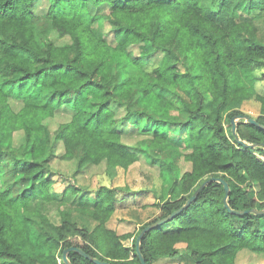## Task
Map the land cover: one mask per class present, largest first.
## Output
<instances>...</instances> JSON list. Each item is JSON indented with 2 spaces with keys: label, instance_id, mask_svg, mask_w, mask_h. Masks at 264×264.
Wrapping results in <instances>:
<instances>
[{
  "label": "trees",
  "instance_id": "1",
  "mask_svg": "<svg viewBox=\"0 0 264 264\" xmlns=\"http://www.w3.org/2000/svg\"><path fill=\"white\" fill-rule=\"evenodd\" d=\"M104 3L105 15L90 10ZM262 67L264 0H0V264H65L68 246L141 264L140 230L210 176L228 183L231 209L247 211L229 210L223 184L210 181L143 234L146 263L187 254L193 264H249L237 263L241 251L264 254V212L253 211L264 209ZM27 84L33 90L21 93ZM236 114L262 125L236 122L238 137L255 146L232 133ZM61 115L50 128L48 118ZM127 128L141 134L132 145ZM181 146L190 162L182 173L159 155ZM55 157L71 161V173L54 167ZM140 158L159 169L151 191L162 212L126 244L131 234L108 226L119 190L102 182L91 191L76 175L103 163L111 177ZM63 180L62 197L69 191L80 203L91 191L82 226L71 209L43 211L62 198L50 187ZM67 258L95 264L76 251Z\"/></svg>",
  "mask_w": 264,
  "mask_h": 264
},
{
  "label": "rangeland",
  "instance_id": "2",
  "mask_svg": "<svg viewBox=\"0 0 264 264\" xmlns=\"http://www.w3.org/2000/svg\"><path fill=\"white\" fill-rule=\"evenodd\" d=\"M109 9V5L106 3L98 7L90 6V10L97 15H105L108 13ZM101 28L104 35L113 40L112 33L107 26L103 24ZM155 57L156 59H159L160 56L158 55ZM118 62L122 64L123 61L120 59ZM261 70H264V67H262ZM259 85H264V80H262ZM30 90H33L30 84H27L20 89L21 93H26ZM16 101L17 106L21 104L20 99H17ZM252 106L253 105L250 104L244 109L253 114L255 113V109ZM64 119V116L61 115L48 118L47 121L50 128H54L59 121H64ZM226 127L227 130H229L227 125ZM139 136H141L139 132H136L135 130L131 131L129 128H127L126 133H123V139L130 145H132ZM188 149L189 148L187 147L181 146L178 150L173 149L172 151H161L159 152V155L165 159L174 157L179 171L182 173L190 167V162L183 159L182 156V153L188 151ZM60 150L61 145H59V151ZM52 165L65 173H71L73 169V163L71 161L60 160L57 157L53 158ZM158 173L159 169L157 166L149 165L143 160V158H140L126 169L121 167L117 168L116 172L112 175L113 177H110L109 174L105 173L103 163L99 165H90L86 170L76 175V180L80 184L88 185L91 191L98 187V184L102 182L107 185L116 186V190H119V192L115 194L117 204L114 212L108 220V226L116 230L118 234L130 233L131 236L123 240L124 243L130 244L133 236L139 231V227L158 217L162 212L160 201L156 198L153 191H151L153 181L155 180L156 182V180H158ZM67 182L68 180L55 182L51 185L50 190L58 194L59 197H62L64 189L67 188ZM21 186L20 183L19 187ZM90 190L82 193L83 198H80V203H78V200H74L68 191L67 195L63 196L61 199L46 202L43 211L48 213L51 209L53 210L57 206L71 209L74 212V219L77 221V224L82 226L84 224V219L88 217H82V214L79 212L88 210V199H83L91 194ZM79 194L80 193L76 194V196ZM86 225L92 226L93 222L88 220ZM59 260H61V258H59ZM236 261L237 263L264 264V254H255L248 250H243L239 253ZM152 264H193V260L187 254H180L153 261Z\"/></svg>",
  "mask_w": 264,
  "mask_h": 264
},
{
  "label": "water",
  "instance_id": "3",
  "mask_svg": "<svg viewBox=\"0 0 264 264\" xmlns=\"http://www.w3.org/2000/svg\"><path fill=\"white\" fill-rule=\"evenodd\" d=\"M244 119L245 121L249 122V123H252V124H255V125H258V126H262L260 123H258L256 121V119H254L253 117L249 116V115H244V114H236L234 116L231 117L230 119V122H231V130H232V133L235 135L236 139L238 142L240 143H243L247 146H255V143H246L244 140L240 139L236 133V121L239 120V119ZM219 181L223 184V187H224V190H225V194H224V205L231 211L233 212H245L247 210H234V209H231L229 207V204L227 202V196L229 194V186H228V183L226 181H224L221 177H215V176H210L206 179H204L199 185L198 187L195 189V191L188 197V199L185 201V203L183 205H181L179 208L173 210L172 212H170L169 214H167L166 216H163L149 224H147L146 226H144L140 232L138 233L137 235V238H136V253H137V256L140 260V263L141 264H147L145 259H144V256L142 254V252L140 251V240L143 236V234L156 227L157 225L165 222V221H168L170 220L171 218H173V216L175 214H177L179 211H181L184 207H186L187 205H189L192 201L195 200L198 192L206 185L208 184L210 181ZM253 211H255L256 213H261V212H264V209H253ZM69 251H76L77 253H79L81 256L89 259L90 261H92L93 263L95 264H113V263H110L108 262L107 260H101L99 259L98 257L96 256H93L91 254H89L88 252L84 251L82 248L80 247H77V246H68L66 247L64 250H63V253H62V258H63V261L65 264H69V261H68V258H67V253Z\"/></svg>",
  "mask_w": 264,
  "mask_h": 264
}]
</instances>
